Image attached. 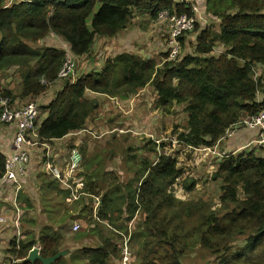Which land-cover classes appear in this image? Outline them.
<instances>
[{"label": "trees", "instance_id": "obj_1", "mask_svg": "<svg viewBox=\"0 0 264 264\" xmlns=\"http://www.w3.org/2000/svg\"><path fill=\"white\" fill-rule=\"evenodd\" d=\"M5 2L0 0V71L27 68L21 85L22 98H39L48 87H54L52 100L40 107L48 110L49 115L37 129L39 143L29 148L30 162L40 167L51 160L49 145L54 140L86 129L88 120L100 106L96 93L127 100L151 85L163 112L171 113L176 106H183L188 116L187 129L178 135V140L197 148V152L205 147L215 148L228 128L241 118L264 110V74L255 76V67L264 65V0H206L207 12L210 18L219 21V30L207 23H197L191 32L197 33L192 37V42L196 40L192 51L190 46L184 47L188 33L180 38L181 51L175 60H166L168 48L163 50L161 66L149 57L120 53L107 59L100 71L78 75L74 82L62 80L60 88L57 82L68 48L75 60L82 58L91 53L97 37H114L127 29L135 13H148L154 20L162 10L192 15L191 4L179 0H24L5 7ZM49 35L62 38L66 46L46 44ZM33 42L37 47L40 43L41 48L31 47L29 43ZM42 79L51 85L42 83ZM0 94L14 104L11 91L2 90ZM258 94L262 95L260 99ZM40 152L43 159L34 161ZM256 153L245 150L221 157L213 178L224 183L221 199L235 205L221 217L211 210L204 212L208 208L201 203L184 204L169 193L181 171L177 159L168 155L161 154L156 163L145 161L140 165L137 170L143 178L137 188L134 182L121 185L115 175L106 172L103 178L108 183L107 189L101 193L94 183L95 177L85 183L84 176L78 174L77 180L85 183L84 191L99 197L96 220L90 216L87 231L67 240L61 226L36 227V221L31 219L28 224L33 228L23 231L19 243L11 241L10 258L23 259V264H43L27 260L30 251L39 247L45 257L69 251V260L64 256L52 264H119L123 233L130 235V241L134 237L140 242L137 256L143 261L147 260L144 253L151 243L149 238L153 241L157 238L156 246L166 247L160 257L154 256L156 260L145 264H184L182 256L190 247L189 236L217 255L218 264H264V156ZM6 160V154L0 150V178ZM44 175V182L50 179ZM54 182L41 189L51 196L43 194V209L57 206L65 210L62 223L74 220L76 212L83 210L77 206L79 200L66 203L68 190L58 184L60 189L52 192ZM185 184L188 190L195 186L191 181ZM239 188L244 199L239 198ZM17 200H22L25 210L33 207L21 192ZM140 211L145 218L134 233L138 223L136 213ZM195 215L199 223L189 227L187 220ZM175 219L182 224L171 226ZM77 239L86 240L84 243L95 239L99 242L83 244ZM67 243L72 247L65 248ZM136 262L132 259L131 264Z\"/></svg>", "mask_w": 264, "mask_h": 264}, {"label": "rangeland", "instance_id": "obj_2", "mask_svg": "<svg viewBox=\"0 0 264 264\" xmlns=\"http://www.w3.org/2000/svg\"><path fill=\"white\" fill-rule=\"evenodd\" d=\"M7 1L8 2H5V4L15 0ZM206 13L209 15L207 8ZM140 15L145 16L141 20H138L137 18L135 20H131V37L128 39V43L122 47H113V49L116 55L120 53H130L139 55L143 58L149 57L154 59L158 65L161 66L163 64L162 51L167 48L166 36L163 32L164 27L156 20L152 19L148 13H135L133 17L135 18ZM207 24L212 26L215 30H219L218 20L209 18L207 19ZM199 26L204 27L205 25L202 26L199 24ZM196 35L197 33L193 32L189 33L184 38V47L187 48L186 46H190L189 51H192V47L196 42V40L192 42V37H195ZM58 44L60 47L66 46V43L64 46L62 43ZM29 45L33 48H41L37 47V43L35 42L29 43ZM41 45L45 46V44ZM224 50L225 48L222 47V51ZM106 56L107 55H105L100 61L97 57L94 58L93 51H91V53L85 57L76 58V79H78V75H86L99 69L100 67L102 69L104 67L103 63L105 62ZM113 56H115V54L109 58H113ZM73 59H75L74 56ZM89 59H93L91 66L86 65L88 64ZM26 70L27 68L23 67H13L10 70L0 71V91H11L15 97L14 100L20 101L21 104L38 101L37 103L40 107H42L44 104L46 105L47 102L52 100V90L54 87H48L47 92L39 98H22L20 96V92L23 75ZM262 74H264V65L256 66L255 76L259 77ZM103 95L105 94L96 93L95 96L99 101L101 100V104L99 109L91 116L92 123H89L92 125L91 130L89 129V125L86 126V130L88 132L94 133L95 135L99 136V138H95L93 135L85 131L82 132L81 135L75 136L76 138L81 137L82 141L80 144V151L83 156V162L79 170V174L84 176L85 183L88 179L95 177L96 180L93 179L94 183L98 184L99 189L101 190L100 192L103 193L107 189L108 184L105 182L103 175L104 173L109 172L118 178V181L121 185L134 182V186L137 188L139 185L138 182H140V180L143 178L138 173L139 170L137 169L140 168V165L145 161L156 163L162 154L177 159V167L181 171V175L168 191L169 193L173 194L178 201H181L184 204L201 203L208 208L205 209L204 212L211 210L219 217L227 214L235 208L234 204L225 203L221 199L223 195V190L221 187L224 183L221 179L215 180L213 178V174L215 172L214 164H219L220 159H222L221 157L226 158L228 154L237 155L242 151L236 153L226 151L228 154L223 156H211L209 150H202L198 152V154L194 155L196 150L192 149V147L187 150L185 146V150L183 151L182 145H180L182 143L178 140V135L181 132L186 131L188 116L183 111V106L181 105L176 106V108L171 113L163 112L157 105V93L151 85H147L144 89L138 91L136 95H131V99L128 102H126L128 99L123 100L120 96H110L115 98L114 102H116V106H113L111 103L112 101ZM261 97L262 95L258 94V99ZM43 113L44 110H41L40 108L38 124L42 119ZM6 127L9 126L0 123V128ZM240 130L243 131L242 128H240ZM238 131L229 137L227 142L232 141L233 138L241 132ZM0 133L1 136H3L5 139H8V135L5 134L4 131H0ZM175 139L178 140V143H176L177 141ZM157 140L160 141V144L156 143ZM174 142L176 144H174ZM67 147L71 149L73 146L67 145ZM42 148H44V146ZM219 150L223 151L221 146ZM246 150L258 151L256 153L258 156H264V151L259 147H253L252 145ZM204 153H206L208 157L200 159ZM37 156H39V158L34 160L36 162L43 159L44 154L40 152V154H37ZM68 156L69 152L64 154L62 152L60 156L53 157L51 160L59 158V164L64 166ZM90 164H92L91 167ZM41 173L42 172H39L37 176H39ZM107 179L109 180V178ZM38 180L44 186H46L50 181H53L49 179L45 180L44 182L43 177H40ZM187 181L195 183V186L192 188V190L186 189L185 182ZM6 183L7 182H2V188ZM54 183L55 184H53V188H51L52 192H55L56 189H60L58 183ZM238 195L240 199L245 198L241 188H239ZM41 198H43V196ZM182 203H179V205L182 206ZM65 205L67 207L71 206L66 203ZM73 206L74 205H72V207ZM77 206H80L83 208V210H81V212H76V218L74 220L67 219L65 223H63L65 224L64 233L66 237L65 239L67 240H70V238L76 239L75 235L77 233L87 231L89 228L88 221L90 216L91 219H95V200L93 197L82 196L79 202H77ZM84 208H86L85 211ZM136 214H138V223L136 225L135 231L134 228L131 230V232L134 231V233L138 231L137 227L142 224V221H144L145 218V213L143 211H140L139 213L137 212ZM75 222L79 223L81 227L77 232L72 230V225ZM187 223L189 227L194 225L197 226L199 223L198 217L195 215L194 217L188 219ZM181 224V220L175 219L170 225L174 227ZM154 239V241L152 238L148 239V241L151 243L146 246V252L144 253L147 255L146 261L156 260L157 258L154 256L160 257V255L166 251V247L164 249L163 246H156L157 238ZM77 241H81L83 244L91 245L97 244L96 242H99L98 239H95V241L89 240L87 243H84L86 240L77 239ZM187 241L190 247L182 256V261L184 264H218L219 259L217 258V255L212 253L209 249L200 247L197 241H193L190 236ZM242 243V241H238V244ZM234 244H236V242ZM64 247L71 248L72 245L71 243H67ZM130 247L132 251L133 263L137 260V264H145L146 261H143L142 258L140 259L137 256V252L140 249V242L138 243L137 240L132 237L130 241ZM67 257L68 256H66V258ZM67 260L69 259L67 258Z\"/></svg>", "mask_w": 264, "mask_h": 264}, {"label": "built area", "instance_id": "obj_3", "mask_svg": "<svg viewBox=\"0 0 264 264\" xmlns=\"http://www.w3.org/2000/svg\"><path fill=\"white\" fill-rule=\"evenodd\" d=\"M15 1L6 4L5 7L11 5ZM28 1L31 2L33 0ZM58 1L60 2L65 0ZM179 1L182 2L185 0ZM191 10L192 15H179L176 12L171 13L168 10H162L158 13L156 21L166 28V47L168 48L167 51H169L166 60L168 61L175 60V58L179 56L181 51L180 38L185 34L191 33L195 29L197 23H207V16L208 18H210V16L206 13V8L204 7V10H201L200 6L196 3H191ZM66 51V61L59 72V81H62L64 79H72L74 82L76 81L75 73L77 63L76 60L73 59L70 48H68ZM41 82L48 86L51 85V83H48L45 79H42ZM37 102L38 101H32L26 104H19L18 101H15L14 104H12L9 97H4L2 94H0V123L9 127H13L15 129L14 137L12 140L14 152L12 153V155L7 156L5 172L0 178V204L3 196L2 182L11 183L14 187H16L15 192L17 193L22 188L23 180L26 177L28 178L30 174L29 168L31 162L29 148L39 143L37 132V129H39V127L37 125V122L40 117V106ZM240 128H245L255 133L254 139L251 140L246 147L253 145L254 147H259L264 151V110H262L258 114L241 118L240 121L227 129L225 135L221 138L215 148L205 147L204 151L209 150L212 156L227 155L228 153L226 151H219V144L220 142L229 139V137L234 135L238 130H240ZM84 131L88 132L86 129H84L75 132L73 135L79 136ZM88 133L93 135L95 138H99V136L95 135L92 132ZM176 141V143H178V140ZM156 143L160 144V141L157 140ZM176 143L174 142V144ZM182 145L185 144L182 143ZM185 146L188 148L191 147L187 145ZM192 149L197 150V148L194 147H192ZM229 155L232 154H228V156ZM82 162L83 156L80 148L74 146L70 149L68 159L66 160V164L64 166L53 160H48L44 164V172L48 175V177L56 183L60 184L64 189L68 190V195L66 197V203L68 204L80 200L82 196L92 197V195H89L84 191L85 183L83 182V180H77ZM93 198L95 200L94 217L96 218L100 201L98 196H93ZM16 202L17 197L14 198L13 205H15V207H17ZM1 208L2 207L0 205V209ZM18 210L19 209L17 208V212L15 213V217L13 219V224H11L15 229V236L13 240L17 243H19V241L23 237V231L21 227L22 215ZM80 228V224L77 222L72 225V230L74 232H77ZM122 235L123 241L121 245V259L119 264H131L132 251L130 247V235H125L123 233ZM9 264H23V259L13 258L11 259Z\"/></svg>", "mask_w": 264, "mask_h": 264}, {"label": "crops", "instance_id": "obj_4", "mask_svg": "<svg viewBox=\"0 0 264 264\" xmlns=\"http://www.w3.org/2000/svg\"><path fill=\"white\" fill-rule=\"evenodd\" d=\"M185 1L189 2L190 4L191 3L198 4L200 6L201 10H204V7H206V0H185ZM144 16L143 15L137 16V17L133 18V20H135L136 18L138 20H141L142 18H144ZM206 19H209L208 16L206 17ZM130 26H131V24L127 27V29L121 31L119 34H117L114 37H110V38L97 37L95 39L93 46H92L94 58L97 57L101 61V59H103V57L105 55H107L106 59H105V61H106L112 55L115 54V56H116V53H115L113 47H122L128 43V39L131 37V27ZM163 27H164L163 32L165 33L166 28H165V26H163ZM44 42L46 44L55 45V46H59L58 43H62L63 46L65 45V42L63 41L62 38L54 37V36H50V35L45 39ZM38 44H39L38 46L40 47V43H38ZM92 61H93V59H89L88 64H86V65L91 66ZM104 63H103V65H104ZM98 70H101V67L95 71H98ZM57 84H56L57 87L60 88V86L62 85V81H58ZM53 91H54V89L52 90V92ZM103 96L108 97L112 101L111 103L113 104V106H116V104H115L116 102H114L115 98L107 96V95H103ZM53 97H54V95H53ZM130 99L131 98H129L126 102L130 101ZM18 102H19V104H21L20 101H18ZM100 102H101V100H100ZM48 115H49V111L44 110L42 119H41L40 123L38 124V127L48 117ZM90 119L88 120L87 125H86V126L89 125V129L92 128V125L89 124V123H92V120H90ZM242 130L243 131H241V130L238 131V132H240V131L241 132L238 135H236L232 141L227 142L228 141V139H227L225 141H222L219 144V146H221L223 151L240 152V151H244L248 148L246 146L249 144V142L251 140L254 139L255 133L253 131H250V130L245 129V128H242ZM0 131H4L5 134L8 135V139H5L3 136H1V133H0V150L3 153H5L6 156L12 155V153L14 152L12 140L14 137L15 129L13 127H6V128H0ZM74 133L75 132L69 133L68 135H66L65 137H63L61 139L54 140L49 145L50 154H51L49 158L60 156L62 154V152H63V154L68 153L70 151V149L67 147V145H71L73 147L77 146L80 148V144L82 143L81 137L76 138L75 137L76 135H73ZM62 145H64V146H62ZM180 145H182V144H180ZM184 146L185 145H182L183 151L185 150L184 148L186 147V146L185 147ZM186 148H187V150L189 149L188 147H186ZM42 152H45V149H43ZM196 154H198L197 150H196V153H194V155H196ZM207 157H208V155L206 153H204L200 159H204ZM48 160H50V159H48ZM58 160H59V158L58 159L55 158L53 161L59 163ZM214 166H215L214 171L216 172L218 170L219 164H217V165L214 164ZM39 172H42L41 176H43V177L45 176L44 175L45 174L44 163H42L41 167L38 163H35V164L31 163L30 174H29L28 178L22 182V188L20 189V191H18L16 193L15 192L16 187H14L11 183H6L4 185V187L2 188V195H3L2 200H1V207L2 208L0 209V260H1L2 264H9L11 261L8 250H9V245H10L11 241H13V238L15 236V229L12 227L11 224H13V219L15 217V213L17 212V208L19 209L18 211H20V213L22 215V219H21L22 231H26L28 229L33 228L28 224V222L31 219H33L36 221V223H35L36 227H37V225L42 226V227L46 225V226L55 227V228L61 226L62 227L61 232H62L63 236L65 237V233H64L65 224H63L64 222L62 223L60 221L62 214H64L65 210L64 209L59 210V208L57 206H53L50 209H46V210H44L42 207L41 197L44 195H48V196H50V195L47 193V191H44V193L41 192V189L44 188V185L42 183H40L38 180L40 178L39 176H37V174ZM212 173H213V171H212ZM20 192L22 193V195H24L25 198L30 200V202L33 206L30 210L24 209L25 204L22 202V200H20V201L17 200V202H16L17 207H15V205H13L14 204V198L17 197ZM81 245L82 244H79L78 246H81Z\"/></svg>", "mask_w": 264, "mask_h": 264}, {"label": "water", "instance_id": "obj_5", "mask_svg": "<svg viewBox=\"0 0 264 264\" xmlns=\"http://www.w3.org/2000/svg\"><path fill=\"white\" fill-rule=\"evenodd\" d=\"M69 253L68 250H61L59 251L56 255L54 256H49V257H45L41 254V249L39 247H34L28 257H27V260L28 261H31V262H34L36 260H39L41 261L43 264H52L54 263L55 261L59 260L60 258L64 257V256H67Z\"/></svg>", "mask_w": 264, "mask_h": 264}, {"label": "clouds", "instance_id": "obj_6", "mask_svg": "<svg viewBox=\"0 0 264 264\" xmlns=\"http://www.w3.org/2000/svg\"><path fill=\"white\" fill-rule=\"evenodd\" d=\"M245 151V150H244ZM236 153V152H235ZM233 155V154H232Z\"/></svg>", "mask_w": 264, "mask_h": 264}]
</instances>
